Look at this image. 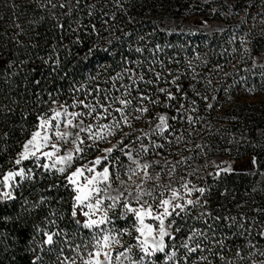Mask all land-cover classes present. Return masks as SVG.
Segmentation results:
<instances>
[{
  "label": "trees",
  "instance_id": "trees-1",
  "mask_svg": "<svg viewBox=\"0 0 264 264\" xmlns=\"http://www.w3.org/2000/svg\"><path fill=\"white\" fill-rule=\"evenodd\" d=\"M180 6L170 9L165 0H0V173L13 168L11 161L35 130L37 114L60 103L70 105L74 99L94 102L95 92L92 96L88 92L97 86L111 88L110 78L126 68L153 81L151 85L140 84V88L145 95L158 101L155 105L144 101L143 106L149 109L147 113L130 109L128 114L175 116V120L171 119L174 128L183 133L187 130L183 126L189 121L187 117L200 124L199 127L204 121H220L213 112L215 104H209L208 99L217 92L222 98L226 97L233 89L221 92L223 88L206 86V81L214 78L207 75V68L218 63L224 55L217 53L207 63L198 61L200 68L197 71L187 66L188 57L210 51L211 46L200 40H194L195 45L191 46L189 42L193 38L190 35L168 33L163 28L171 13L175 17L185 15L186 3H180ZM211 45H215L213 40ZM137 48L142 51L137 52ZM154 72L160 73L159 80ZM124 83H129L127 77ZM160 88L173 93L176 100L169 101L159 92ZM137 95L136 91L132 92V96ZM53 100L57 102L55 105ZM137 106L138 102L133 100V107ZM248 109L246 104L240 109H224L221 119L227 120L238 114L241 133L249 139L233 149H238V154L255 155L258 166L264 171V111L248 113ZM213 144L217 148L229 146L224 141ZM182 148L171 140L164 141L163 148L153 146L151 150L173 153ZM25 164L29 166L32 162ZM176 167L181 172L182 167ZM33 171L36 179L32 183L25 182L17 191L19 199L0 205V216L12 217L10 221L0 220V264H32L36 255L42 256L38 264H52L54 254L30 251L38 248L36 242L40 241L41 234L36 228L48 227L45 220L49 218L50 210L56 212L61 228L68 233L77 230L69 214L71 193L63 187L61 178L55 173L51 176L43 173L41 178V171ZM257 179V174L232 172L226 181H216L204 208L193 209L186 221L176 218V224L181 228L175 233L177 246L190 234V228L206 230L201 221L192 218L200 211H206L212 218L234 217L236 225H244V229L229 228L226 225L233 223L231 219L216 223L206 217L216 228V239L227 235L228 250L223 255L228 260L234 264H264V256L260 255L264 252V236L258 234L264 229V181ZM49 185L61 186L49 191ZM42 196L51 199L46 205L32 209ZM24 199L28 201L25 207L32 209L31 212L23 211ZM61 212L63 219H59ZM82 231L84 229H80V233ZM241 232L242 235L238 234ZM75 242L80 241L76 239ZM237 250L244 259L235 255ZM182 253L183 249H180L178 255ZM204 254L209 256L212 264H225L208 252ZM155 259L157 264H163L164 256L157 254Z\"/></svg>",
  "mask_w": 264,
  "mask_h": 264
},
{
  "label": "snow or ice",
  "instance_id": "snow-or-ice-1",
  "mask_svg": "<svg viewBox=\"0 0 264 264\" xmlns=\"http://www.w3.org/2000/svg\"><path fill=\"white\" fill-rule=\"evenodd\" d=\"M136 51L141 52L142 49L137 48ZM261 75L264 76V73ZM154 76L157 80L160 79V73L154 72ZM125 77L128 78L129 83H124ZM109 83L111 88L97 86L88 92L89 96L95 92L94 102L74 99L70 105L60 104L59 107H49L46 112L37 114L35 130L30 133L29 138L22 144L21 151L11 161L13 168L0 173V205H6L8 202L19 199L16 195L17 191L24 186L25 182L32 183L36 179L34 168L41 171V178H43V173H48L49 176L53 173L62 176L63 187L71 193L69 214L71 221L77 225V230L68 233L61 228L57 224L56 212L50 210L49 218L45 220L48 227L36 228V232L41 234L40 241L36 242L38 248H31L30 251L35 253L39 250L54 254L55 259L52 264H157L155 259L157 254H163V264H169V262L171 264H212L209 256L204 254L205 252L218 257L225 264H234V261L228 260L223 255V252L228 250L225 244L227 235L216 239V228L206 219V217L212 218L211 213L206 211H200L197 216L192 217L201 221L206 230L190 228V234L177 246L175 233H179L181 228L176 224V218L179 217L186 221L193 209L204 208L207 200L202 201V197L207 191L206 188L197 187L183 178H181L179 187H174L171 182L162 184L159 173L152 174L148 171L153 164H158L159 161L141 163L139 159L133 157L130 151L125 152L124 148H119V151L131 161L127 167L119 161L118 157H113L111 161H108L107 155L88 161L87 164L77 165V161L83 159L82 154L85 149L81 145L85 143V139L91 141L92 144L98 141L106 142L108 137L113 136L117 130L122 131L121 124L131 127L128 115L130 109L143 114L149 111L143 106L144 101L154 105L158 103L150 95H145L140 88V84L151 85L153 81L145 80L144 74H137L134 69H124L115 77L110 78ZM118 83L119 86H117ZM172 83H175V80ZM133 91H136L138 95L132 96ZM177 91H179V86H177ZM159 92L165 94L169 101L176 100V96L164 88H160ZM133 100L138 102L137 107H133ZM52 103L55 105L57 102L53 100ZM180 107L183 108V105ZM70 108H82L83 110L70 111ZM114 113L119 114V118ZM109 117L111 120L108 123H101ZM140 118L141 116L135 117V119ZM176 118L158 114L159 123L153 129V134L162 136L170 128L169 119L175 120ZM86 119L94 123H85ZM187 119L189 122L192 120L191 117ZM145 135L148 134L145 133ZM6 136L7 133H5ZM137 139L139 140L140 137ZM68 144L72 147H66ZM119 144H123V140L119 141ZM154 146L163 148L162 144ZM103 151L110 155L113 148H106ZM140 151L147 153L148 149L141 145ZM42 160L43 163H41ZM102 160L107 163H104L102 169L97 171V166L102 164ZM25 161H31L32 167L26 169L23 166ZM252 164L256 166L255 157H253ZM120 168L124 169L127 179L121 178ZM174 168L175 165H173V170ZM216 168L218 169L216 176H219L221 172L233 170L231 165L226 168L216 165ZM134 177H138L139 182ZM168 177L171 181V172L168 173ZM149 182L154 187L146 188L145 185ZM114 183L118 186L113 187ZM60 186L49 185L48 190ZM194 193H199L196 199L191 198ZM50 199V197L42 196L32 205V209L46 205ZM27 204L28 201L24 199L22 209L31 212L32 209L25 207ZM63 218L64 214L61 212L59 219ZM11 219L12 217L9 216H0V220L10 221ZM212 219L216 223L221 219H231L233 223L226 227L235 226L244 229L242 223L235 224L234 217H214ZM118 220L127 221L129 226L117 228L116 221ZM80 229L88 231L81 236ZM208 232H211V235ZM133 233H135L134 236ZM258 234L264 236V229H261ZM124 236H131L135 242L124 247L121 243V238ZM76 239L80 242L76 243ZM115 246L123 250L117 252ZM180 249H183V253L178 255ZM194 254L198 255L194 256ZM235 255L244 259L239 250ZM260 255L264 256V252ZM41 260L42 256L36 255L32 264H38Z\"/></svg>",
  "mask_w": 264,
  "mask_h": 264
},
{
  "label": "rangeland",
  "instance_id": "rangeland-1",
  "mask_svg": "<svg viewBox=\"0 0 264 264\" xmlns=\"http://www.w3.org/2000/svg\"><path fill=\"white\" fill-rule=\"evenodd\" d=\"M183 2L186 3L185 15L175 17L171 13L166 17L167 21L163 28L168 33L178 32L190 35L193 38L189 42L191 46L195 45L197 40L206 41L205 45L211 46L210 51L198 53L197 57H188L186 63L189 68L197 71L200 68L198 61L207 63L208 59L216 57L217 53L224 55L218 63L207 68V75H212L214 78L206 81V86L210 84V86L223 88L224 90L221 92L233 89L231 94L223 96L225 100L220 96V93L217 95L218 92L213 93L208 99L209 104H215L213 112L220 121H204L200 127L197 122L188 121L183 124L187 128L183 133L176 131L174 122L169 119L170 128L161 136L154 135L153 129L159 123L158 114L162 113L144 116L140 119H135V115L128 114L131 127L121 124L122 131L117 130L113 136L108 137L106 142L98 141L92 144L91 141L85 139V143L81 145L85 149L82 154L83 159L77 161V165L87 164L88 161L107 155L108 161H111L113 157H118L119 161L127 167L131 161L123 152L119 151V148H124L125 152L130 151L133 157L139 159L141 163L159 161L158 164H153L148 171L152 174L159 173L162 184L171 182L174 187H179L181 178H183L191 181V184L197 187L206 188L207 191L202 197L203 201L207 200L211 186L216 181H226L232 172L257 174V181H264V171L257 162L256 166L252 164L255 155L238 154V149H233V146L240 145L242 142L245 144V141L249 139L241 133L242 128H240L241 123L238 122V114L235 113L227 120L221 119L224 109H240L244 104L249 106L248 113L260 114L261 111H264V76L261 75L264 73V67H261L264 65V0H165V5L170 9H176L180 8V3ZM204 21L207 23H203ZM212 40L215 45H211ZM249 89L252 91L249 92ZM60 104L55 107H59ZM69 110L76 111L71 108ZM115 116L119 118L118 115ZM110 120L111 117L101 123H108ZM85 123H94V121L85 120ZM137 137L140 139L138 140ZM121 140H123V144H119ZM171 140H175L184 148L173 151V153H160L151 150L154 145H163L164 141ZM214 141H224L229 146L228 148H217L213 144ZM141 145L148 149L147 153L140 151ZM66 147L71 148L72 145L68 144ZM106 148H113V152L110 155L105 153L103 149ZM25 162L23 166L26 169L32 167V164L26 166ZM43 162L42 160L41 163ZM104 163L107 162L102 160V164L97 166V171L102 169ZM173 165H175L174 170ZM178 165L182 167L181 172L177 171L176 166ZM216 165H220L222 168L231 165L233 170L221 172L219 176H216L215 173L218 171ZM119 170L121 178L127 179L124 169L120 168ZM170 172L171 181L168 177ZM58 176L63 181V177ZM134 179L139 182L138 177H134ZM117 186V184H113V187ZM145 187L152 188L154 185L149 182ZM223 194H226V191H223ZM197 196L199 193H194L191 198L196 199ZM128 226L127 221H116L117 228ZM87 231L84 229L81 233L82 236ZM73 232L75 231L73 230ZM134 235L135 233H133ZM134 242L131 236L121 238L124 247ZM121 250L123 249L115 246V251Z\"/></svg>",
  "mask_w": 264,
  "mask_h": 264
}]
</instances>
